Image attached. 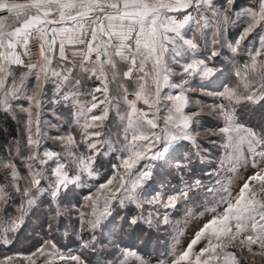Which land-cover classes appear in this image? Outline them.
I'll list each match as a JSON object with an SVG mask.
<instances>
[{"label":"snow or ice","instance_id":"1","mask_svg":"<svg viewBox=\"0 0 264 264\" xmlns=\"http://www.w3.org/2000/svg\"><path fill=\"white\" fill-rule=\"evenodd\" d=\"M0 111L18 124L0 246L27 218L47 227L0 264H264V0H0ZM70 209L66 255L51 235ZM158 232L167 250L143 252Z\"/></svg>","mask_w":264,"mask_h":264},{"label":"rangeland","instance_id":"2","mask_svg":"<svg viewBox=\"0 0 264 264\" xmlns=\"http://www.w3.org/2000/svg\"><path fill=\"white\" fill-rule=\"evenodd\" d=\"M248 1V0H247ZM218 4H223L224 0H217ZM240 30V25L237 24L235 27L231 29L230 38L235 36L237 32ZM197 100L201 101L204 106L203 111L201 113L200 119V145L201 151L205 153L216 154L217 148L219 146L218 137L214 136L209 129H214L217 121L213 118L211 113L208 111L207 105L213 103V98L203 95L199 89H195L192 93V99L190 103V108L195 109ZM18 111V110H17ZM3 112V111H0ZM11 116V115H10ZM45 118H51V113L48 108L44 111ZM258 118V117H255ZM245 119L253 122L254 117L252 114H248L245 116ZM15 121V120H14ZM16 122V121H15ZM17 124V122H16ZM18 126V124H17ZM216 141V143H213ZM48 145L50 147H55V145L49 141ZM187 150L182 147L180 152ZM203 167L196 162V168L199 169ZM15 205L9 209V214L14 216L15 213ZM183 216V208L176 210V213L172 216L173 220L180 219ZM3 219V216H0V220ZM43 217L41 216L39 219L37 217H30L25 220V223L22 227L14 234L13 243L8 246H0V258L3 255H13L16 252L28 253L30 251H34L36 247L40 245L42 239L47 236V227L42 226ZM76 226V217L74 211L70 209L68 214H65L59 221L57 225V230L54 231L51 235V238L55 240L58 247L67 255V254H77L79 250V242L76 236L73 234V228ZM13 235V234H10ZM170 239L168 235L164 232L155 233L152 237V242L148 248L143 249V252H147L153 255L163 254L168 246ZM69 249L72 251L69 252Z\"/></svg>","mask_w":264,"mask_h":264},{"label":"trees","instance_id":"3","mask_svg":"<svg viewBox=\"0 0 264 264\" xmlns=\"http://www.w3.org/2000/svg\"><path fill=\"white\" fill-rule=\"evenodd\" d=\"M247 0H237V5H244ZM18 135V126L9 114L0 112V146L6 141L11 140Z\"/></svg>","mask_w":264,"mask_h":264}]
</instances>
